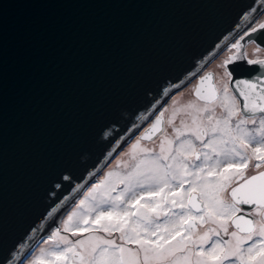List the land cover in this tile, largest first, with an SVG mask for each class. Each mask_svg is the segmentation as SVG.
Wrapping results in <instances>:
<instances>
[{"label":"water","instance_id":"water-1","mask_svg":"<svg viewBox=\"0 0 264 264\" xmlns=\"http://www.w3.org/2000/svg\"><path fill=\"white\" fill-rule=\"evenodd\" d=\"M263 12L264 0H0V264L56 230L173 92L194 79L197 99L202 70L227 45L243 54ZM228 68L264 79V66Z\"/></svg>","mask_w":264,"mask_h":264},{"label":"snow or ice","instance_id":"snow-or-ice-1","mask_svg":"<svg viewBox=\"0 0 264 264\" xmlns=\"http://www.w3.org/2000/svg\"><path fill=\"white\" fill-rule=\"evenodd\" d=\"M262 30L264 22L240 37L255 44L256 58L244 52L225 59L222 88L212 72L201 76L194 94L203 103L174 109L172 134L158 150L141 148L142 140L165 133L160 112L125 153L122 187L110 182L113 172L93 184L63 222V232L77 239L56 228L45 241L52 247L31 264H264V171L245 175L251 161L255 169L264 165V79L233 80L228 68L241 60L264 66V43L252 35ZM181 112L186 119L177 127ZM257 114L259 126L249 129Z\"/></svg>","mask_w":264,"mask_h":264},{"label":"rangeland","instance_id":"rangeland-1","mask_svg":"<svg viewBox=\"0 0 264 264\" xmlns=\"http://www.w3.org/2000/svg\"><path fill=\"white\" fill-rule=\"evenodd\" d=\"M259 20H261V17L258 19V21ZM256 23L257 22H255L254 24H256ZM254 47L255 46L253 44H251L250 42L245 44V52L248 53V56H255L253 54V48ZM227 54H228V48L225 49L223 52L221 51L218 55H216L205 67V70H209V71H211L213 73V75H214V83L217 85V87H221V88H222L223 83L225 82L226 78L222 79L223 69L220 67V64L225 59H227ZM263 54H264V52H261L260 56H262ZM194 81L195 80L192 79L186 85L182 86L181 88H179L178 90H176L175 92H173L170 95V97L167 99V102H166L165 107L163 109V112H164V117H163L164 126H163V128L165 129V133H159L153 139H151L149 141H141V144H140L141 148L147 147V148H155L156 150H158L159 142H160V139L163 138V135H165V134L171 135L172 134V128L168 125L167 121L172 116L174 109H181L189 101L197 102L199 104L203 103V102L198 101L197 99H195L192 96V94H191V89L193 87ZM220 112H221V109L217 108V114H219ZM180 119H186V117L184 116L183 112H181L177 116V119L175 121L177 127H179ZM258 126H259V115H257V124L256 125H251V124L247 125V127L249 129L254 128V127H258ZM130 149H131V147H130V141H129L114 156V158L111 159L106 164V166L99 172V174L97 175V178L93 182L88 184L87 189H84L83 192L78 196V198L70 206V208L64 214L62 220L59 223V228H61V233H60L61 235H67L70 239H73V240L77 239V237H72L70 232H68V233L63 232V222H64V220H66L68 214L73 209L76 208V205L79 204L80 200L85 198V195L88 192V189L91 188L93 184H96L99 181L105 179L109 172H113L114 173V175L109 178L110 182L119 185V176L123 175L124 172L126 171V169L124 167V162H127V161L130 160V157L125 155V153H128L130 151ZM118 161L121 162L119 165L117 163ZM256 162L257 161H255V160L250 162V166L245 172L246 176H248L249 174H251L252 172L257 170L254 167ZM262 166H264V165H262ZM116 174H119V175H116ZM119 187H122V185H119ZM53 231H55V230H52L51 232H49L44 238H42V240L38 244L35 245V247L32 249V251L30 253H28V255L23 259L21 264H31L32 258L34 256L39 255L41 248L49 249V248L52 247L51 244L45 243V241L48 239V237L50 236V234ZM113 235H114V237L118 236V234H113Z\"/></svg>","mask_w":264,"mask_h":264},{"label":"flooded vegetation","instance_id":"flooded-vegetation-1","mask_svg":"<svg viewBox=\"0 0 264 264\" xmlns=\"http://www.w3.org/2000/svg\"><path fill=\"white\" fill-rule=\"evenodd\" d=\"M263 14H264V12L261 14V16H260L261 18H262V16H263ZM260 17H258V18H257V19H256V20H255L250 26L255 25V24H254L255 22L258 23V22L260 21V20L258 21V19H259ZM250 26H249V27H250ZM247 28H248V27H247ZM232 41H234V40H232ZM250 43H251V42H250ZM251 44H252V43H251ZM227 48H228V46H226V47L222 50V52H223L225 49H227ZM262 56H264V54H263ZM204 70H205V68H204L202 71H204ZM193 80H194V79H193ZM262 169H264V166H262L260 169H257L256 171L252 172L251 174H253V173L257 172V171H260V170H262ZM251 174H249V175H251ZM249 175H248V176H249ZM225 195H226V197H227L228 199H230L227 193H226ZM232 230H234V229L230 226V231H232ZM226 238H227V237H226Z\"/></svg>","mask_w":264,"mask_h":264},{"label":"bare ground","instance_id":"bare-ground-1","mask_svg":"<svg viewBox=\"0 0 264 264\" xmlns=\"http://www.w3.org/2000/svg\"><path fill=\"white\" fill-rule=\"evenodd\" d=\"M228 46V45H227ZM21 262V261H20ZM22 263V262H21ZM21 263H18V264H21Z\"/></svg>","mask_w":264,"mask_h":264}]
</instances>
